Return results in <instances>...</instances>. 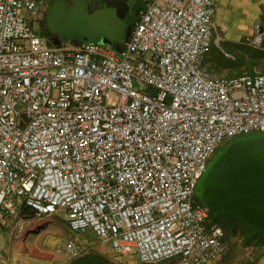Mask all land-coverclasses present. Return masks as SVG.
Returning a JSON list of instances; mask_svg holds the SVG:
<instances>
[{"label":"built area","instance_id":"1","mask_svg":"<svg viewBox=\"0 0 264 264\" xmlns=\"http://www.w3.org/2000/svg\"><path fill=\"white\" fill-rule=\"evenodd\" d=\"M219 1L144 0L113 50L51 46L45 0H0V226L63 213L143 264L226 255L196 189L221 148L264 134V72L206 67ZM67 248L84 250L76 237Z\"/></svg>","mask_w":264,"mask_h":264},{"label":"rangeland","instance_id":"2","mask_svg":"<svg viewBox=\"0 0 264 264\" xmlns=\"http://www.w3.org/2000/svg\"><path fill=\"white\" fill-rule=\"evenodd\" d=\"M142 1L136 0L129 16L120 18L113 9L107 7L90 12L77 0H47L39 33L53 46L74 48L84 43L125 45L127 30L137 19L143 6ZM257 7L259 19L251 26L241 20L246 18L243 13V0H220L217 4L215 31L206 58V67L216 76L233 77L243 73L264 72V0H257ZM135 84L139 90L146 88L144 83ZM28 215L31 218L36 217L33 214ZM218 220L222 221L227 231L228 249L235 248L241 255L250 254L252 246L244 240L240 243L239 240V236L243 235L242 230L250 232V228L243 222ZM60 221L61 218H57L55 223L39 234H29L25 245L46 250L55 243L61 244L64 237L59 229ZM51 242L54 243L50 244ZM111 256L115 264L120 261L126 264H143L135 256L121 257L113 251Z\"/></svg>","mask_w":264,"mask_h":264},{"label":"crops","instance_id":"3","mask_svg":"<svg viewBox=\"0 0 264 264\" xmlns=\"http://www.w3.org/2000/svg\"><path fill=\"white\" fill-rule=\"evenodd\" d=\"M77 1L90 12H95L107 7L113 9L120 18H126L129 16L136 0ZM142 3H144V0ZM136 22L137 19L132 23L130 28H128L127 33L133 26H135ZM103 45L113 50H120L122 47H125V45L116 46L113 45V43ZM57 218H61V221L59 222L61 226H59V229L63 234L62 237H64L61 240V244L55 243L52 245V248L46 250H40L35 247H27L25 245V241L29 234H39L42 230L47 229L49 225L55 223ZM13 224L14 222H11L7 227L0 226V264L116 263L113 256H111L113 249L109 245L98 240L92 231H88L84 235L77 236L70 230L66 217L63 213L53 217H33L23 219L22 226L15 230L13 229ZM3 228H6V230ZM249 230L250 232L248 230H242L243 235L239 236V240L240 243L244 240L252 246L250 254L241 255L239 251H235V248L232 250L228 249L226 255L212 264H264V238L256 235L252 229ZM75 237L82 242L84 250L79 256L70 258L67 253V246L69 240ZM53 243L54 242H51L50 244Z\"/></svg>","mask_w":264,"mask_h":264},{"label":"water","instance_id":"4","mask_svg":"<svg viewBox=\"0 0 264 264\" xmlns=\"http://www.w3.org/2000/svg\"><path fill=\"white\" fill-rule=\"evenodd\" d=\"M196 195L216 216L243 222L264 238V134L236 138L221 148Z\"/></svg>","mask_w":264,"mask_h":264},{"label":"bare ground","instance_id":"5","mask_svg":"<svg viewBox=\"0 0 264 264\" xmlns=\"http://www.w3.org/2000/svg\"><path fill=\"white\" fill-rule=\"evenodd\" d=\"M238 7H240V4ZM243 13L245 14L246 18L241 19V20L246 21L247 24L251 25L255 21H257L259 19V15H260L259 9L257 7V0H243ZM242 30H243V28H242Z\"/></svg>","mask_w":264,"mask_h":264},{"label":"trees","instance_id":"6","mask_svg":"<svg viewBox=\"0 0 264 264\" xmlns=\"http://www.w3.org/2000/svg\"><path fill=\"white\" fill-rule=\"evenodd\" d=\"M218 219H223V218H221V217H218V216H216ZM247 226V225H246Z\"/></svg>","mask_w":264,"mask_h":264},{"label":"flooded vegetation","instance_id":"7","mask_svg":"<svg viewBox=\"0 0 264 264\" xmlns=\"http://www.w3.org/2000/svg\"><path fill=\"white\" fill-rule=\"evenodd\" d=\"M221 222H222V221H221ZM221 222H220V223H221ZM221 224H222V223H221ZM222 225H223V224H222Z\"/></svg>","mask_w":264,"mask_h":264}]
</instances>
